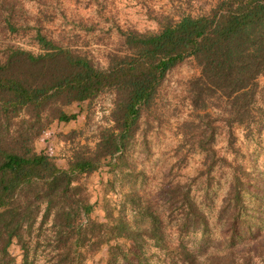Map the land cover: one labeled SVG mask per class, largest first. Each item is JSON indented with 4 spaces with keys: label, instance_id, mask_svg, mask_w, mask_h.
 Returning <instances> with one entry per match:
<instances>
[{
    "label": "trees",
    "instance_id": "16d2710c",
    "mask_svg": "<svg viewBox=\"0 0 264 264\" xmlns=\"http://www.w3.org/2000/svg\"><path fill=\"white\" fill-rule=\"evenodd\" d=\"M123 37L126 50L111 54L105 68L39 32L37 54L13 46L0 51V264H19L8 250L13 240L21 249V264H33L40 242L49 247L46 264H80V249L101 245H107L105 264H148L147 240L170 248L151 213L142 230L108 214L106 221L92 218L79 178L101 158L122 156L166 72L187 58L199 72L187 81L191 113L180 124L181 134L189 136L201 128L196 144L202 165L206 172L231 166L233 198L240 200L244 170L211 149V122L225 124L229 145L233 125L252 122L257 78L264 73V0H211L203 13L166 17L156 31L126 32ZM106 90L114 95L109 113L113 124L100 131L93 148L82 146L85 151L69 159L67 167L33 149V138L44 123L75 118L57 104L84 101ZM183 202L185 217L206 222L187 193ZM172 251V264L195 263L194 252L183 242Z\"/></svg>",
    "mask_w": 264,
    "mask_h": 264
},
{
    "label": "rangeland",
    "instance_id": "374dc122",
    "mask_svg": "<svg viewBox=\"0 0 264 264\" xmlns=\"http://www.w3.org/2000/svg\"><path fill=\"white\" fill-rule=\"evenodd\" d=\"M210 4L211 0H0V51L13 46L37 54L39 32L56 46L105 68L111 54L126 50L124 33L156 31L166 17L197 15ZM198 72L191 58L170 68L154 100L142 110L122 156L101 158L88 175L80 176L92 205L90 216L97 221H106L107 214L120 217L142 230L150 222L147 214L156 215L170 248L163 250L147 240L148 264H172V247L179 241L194 252V264H264V73L257 78L252 122L233 125L230 145L225 124L211 122V149L244 170V190L235 202L231 166L206 172L202 165L196 144L201 128L189 136L181 134L180 124L191 113L187 81ZM113 98L106 90L91 99L57 104L75 118L44 123L33 138V149L67 167L69 159L85 151L82 146L93 148L100 131L113 124ZM186 193L204 214V224L185 217ZM8 250L21 264L22 252L14 240ZM48 251L40 242L33 264H46ZM80 251V264H105L107 245Z\"/></svg>",
    "mask_w": 264,
    "mask_h": 264
}]
</instances>
